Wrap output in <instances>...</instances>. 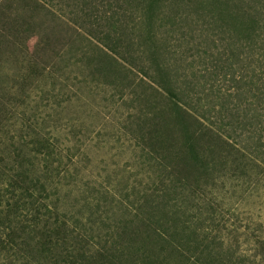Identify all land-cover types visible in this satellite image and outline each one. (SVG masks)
<instances>
[{"label": "trees", "instance_id": "obj_1", "mask_svg": "<svg viewBox=\"0 0 264 264\" xmlns=\"http://www.w3.org/2000/svg\"><path fill=\"white\" fill-rule=\"evenodd\" d=\"M103 88L140 170L116 190L84 183L83 126L60 139ZM246 204L264 207V0H0V264H264V220L254 259L222 234Z\"/></svg>", "mask_w": 264, "mask_h": 264}, {"label": "rangeland", "instance_id": "obj_2", "mask_svg": "<svg viewBox=\"0 0 264 264\" xmlns=\"http://www.w3.org/2000/svg\"><path fill=\"white\" fill-rule=\"evenodd\" d=\"M34 45L35 41L31 43V47ZM85 94L84 103L78 107L69 105L60 115L61 123L55 120L51 125L56 126V121H58L59 126L63 128L60 134L63 144L68 142L67 132L70 126H83L84 129L81 128L85 135L81 139L87 145V155L81 157L86 167V171L82 172L84 183L92 186L91 182L97 180L98 188L116 190L122 187L120 180H124L122 184H125L130 176L140 171L138 164L134 161L133 152L130 150L129 137L122 131L126 130L125 120L128 118L129 111L121 95L111 88H103L94 94L86 91ZM130 183L133 184V181ZM238 213L239 216L226 212V221L222 223L224 231L222 234L235 248L240 246L236 250L244 255L243 258L254 259L255 244L253 242L250 244L248 241L252 234L248 232V228L252 227L256 233L258 229L263 230L260 223L264 220L261 218L264 217V207L246 204ZM236 217H239V222H237L239 230L231 233Z\"/></svg>", "mask_w": 264, "mask_h": 264}]
</instances>
